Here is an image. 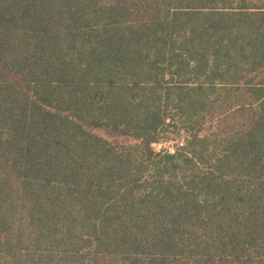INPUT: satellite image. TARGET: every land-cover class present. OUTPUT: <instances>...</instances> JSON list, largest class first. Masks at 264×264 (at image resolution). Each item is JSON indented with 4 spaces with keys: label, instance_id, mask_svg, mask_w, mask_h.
I'll return each instance as SVG.
<instances>
[{
    "label": "trees",
    "instance_id": "16d2710c",
    "mask_svg": "<svg viewBox=\"0 0 264 264\" xmlns=\"http://www.w3.org/2000/svg\"><path fill=\"white\" fill-rule=\"evenodd\" d=\"M0 264H264V0H0Z\"/></svg>",
    "mask_w": 264,
    "mask_h": 264
},
{
    "label": "rangeland",
    "instance_id": "374dc122",
    "mask_svg": "<svg viewBox=\"0 0 264 264\" xmlns=\"http://www.w3.org/2000/svg\"><path fill=\"white\" fill-rule=\"evenodd\" d=\"M179 141L180 140L176 139V140L170 141V142H160V143L152 145V147L156 152H159L162 150L171 151L173 149V146L178 144Z\"/></svg>",
    "mask_w": 264,
    "mask_h": 264
},
{
    "label": "built area",
    "instance_id": "2783aa9c",
    "mask_svg": "<svg viewBox=\"0 0 264 264\" xmlns=\"http://www.w3.org/2000/svg\"><path fill=\"white\" fill-rule=\"evenodd\" d=\"M170 152H172V150Z\"/></svg>",
    "mask_w": 264,
    "mask_h": 264
}]
</instances>
